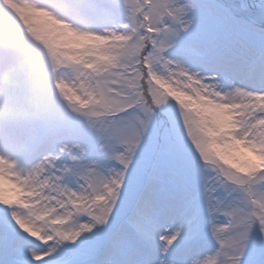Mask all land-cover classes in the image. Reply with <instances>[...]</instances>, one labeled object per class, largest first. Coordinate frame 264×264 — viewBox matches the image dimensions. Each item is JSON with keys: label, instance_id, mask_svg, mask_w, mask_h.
<instances>
[{"label": "snow or ice", "instance_id": "obj_1", "mask_svg": "<svg viewBox=\"0 0 264 264\" xmlns=\"http://www.w3.org/2000/svg\"><path fill=\"white\" fill-rule=\"evenodd\" d=\"M0 264H264V0H0Z\"/></svg>", "mask_w": 264, "mask_h": 264}]
</instances>
